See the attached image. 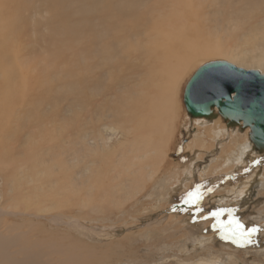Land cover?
I'll return each mask as SVG.
<instances>
[{"label":"rangeland","instance_id":"rangeland-1","mask_svg":"<svg viewBox=\"0 0 264 264\" xmlns=\"http://www.w3.org/2000/svg\"><path fill=\"white\" fill-rule=\"evenodd\" d=\"M15 1L21 4V9L14 7ZM153 2L177 4L173 9L177 11L176 16L172 19V25L182 30L177 41H188L190 54L194 55L176 88L173 87L176 91L172 92L171 103L175 99L172 104L178 115H175L170 143L164 142L162 163L157 155V164L153 165L154 153H148L146 159L136 157L144 153L145 144L153 147L157 137L141 133L134 137L131 132L123 137L119 133L110 144L105 140L104 124L120 126L117 118L107 117L108 113L112 108L124 106L130 98L135 103L134 89L141 84L140 79L148 76L136 63L120 67L112 62L111 69L101 68L94 84L60 86L74 80L63 78L54 82L47 80L41 89L33 84L27 87L21 79L28 74L24 68L25 75L15 78L21 82L17 83L14 93L6 95V99L13 100V105L6 110L0 106L3 109L0 140L8 148L7 152L0 153V241L10 239L9 246L0 249V253L15 262L23 264L26 258L16 252H21V248L31 251L33 246L32 250H40L37 252L42 255L40 260L48 264H264V156L256 152L249 139L250 131L242 125L191 118L184 102L186 85L203 64L233 61L245 67L242 63L245 59L249 66L246 68L258 69L252 63L258 54L264 53V0ZM138 4L143 16L161 14L153 11L147 0H138ZM88 5L100 6L98 2L86 4L85 0H14L7 10L0 9V34L15 28L13 34L18 36L22 29L25 36L19 42L8 39L12 43L9 48H23L20 58H24L20 61L32 65L36 76L43 71L44 59L55 58L58 46L76 44L78 39H84L86 44L100 42L101 28L93 24L101 21L96 14L86 11ZM53 13L69 18L64 25L83 27L92 34H75L73 39L70 33H64L68 30L62 31V23L56 24L58 30L52 32L51 26L56 23ZM168 30V26L161 28L163 40L176 42L174 36L165 35ZM228 53L238 57L231 60ZM158 57L167 59L170 53ZM2 79L1 74L0 83ZM168 120L169 116L156 120L153 125L150 122V129L159 130L162 124L160 128L155 125ZM132 122L121 126L119 131ZM88 130L90 133L85 134ZM105 144L109 149L103 150ZM129 149V155L123 156ZM144 164L152 166L144 170ZM12 170L16 174L11 177ZM141 172L152 174V180L144 175L139 183L137 179L141 175L136 177V174ZM120 173L131 175L118 176ZM125 188L127 191L134 188L132 196L126 192L131 196L126 201ZM138 188L142 194L133 199ZM241 191L248 193L241 196ZM189 192L200 197L196 204L185 203ZM220 209L225 210L219 217L221 223L234 218L246 229L255 227L257 231L250 237L245 233L243 237L225 239L228 233L215 227L217 219L209 215ZM12 226H16V231ZM42 248L47 252L42 253ZM65 249L73 251L65 252ZM67 253L77 259L79 253H82L80 259L84 255L88 258L84 262L75 259L78 262L73 263L74 257L68 258Z\"/></svg>","mask_w":264,"mask_h":264},{"label":"bare ground","instance_id":"bare-ground-1","mask_svg":"<svg viewBox=\"0 0 264 264\" xmlns=\"http://www.w3.org/2000/svg\"><path fill=\"white\" fill-rule=\"evenodd\" d=\"M13 1L14 0H0V9L2 7H4L5 10H7L9 7H11V3ZM85 1H86V4L98 2L100 5V6L88 5L86 7V11L88 13L93 12V14H96L101 21V23L93 24L94 27L99 26L101 28L100 29L101 35L99 38L100 42L86 44L84 39H78L76 44L66 45V46H58L56 48V50L58 49V53L54 54L55 58H50V60L44 59V64H43L42 69H43V71H45V73L41 70L40 71L38 70L39 73L35 76L34 71H32L34 69L33 66L27 65V63L24 61H20V59L24 58L23 56H22V58H20L22 55L21 51L23 50V48H20V46L14 47V48H9V47H11V44H12V43L10 44V41H9L10 39H16L17 42H19L23 38V36H25V34H22L21 28H20L18 36L13 34V32L15 31V28H12L10 32L4 31L0 34V40H1L0 45L3 47L2 51H0V72H1L0 75L2 74V76H3L2 82L0 83L1 84L0 85V106L2 105L4 107V110H6V108L9 105H11V104L13 105V103H12L13 100L6 99V95L10 96V93H14L13 91H14V89H16L17 83L19 84L21 82V80H20V82H17L16 79H18L19 75H20V77H21V75L22 76L25 75V72H24V74L22 73L24 71V68L27 70L28 74L25 75L27 77L21 78V79H24V83L26 82L27 87H28V85L33 84L34 86L39 87L41 89V87L46 83L47 80L50 82H54V81H60L63 78H74V80L69 82V83L62 84L60 86L81 87V85L94 84L97 81V78H98V75H99L101 68L107 67L108 69H111L113 67L112 62H116L117 65L120 67L125 66V65H130V63H136V64H138L137 65L138 69H140L142 71V73H144L148 76L140 79L139 81L141 82V84L138 83L137 88L134 89V96L136 99L135 103H131V98H130L124 106H122L120 108H112V110L108 113L107 117L117 118L116 122L120 126L112 125L109 123L104 124V128L106 131L105 140L107 141L106 142L107 144H110L112 142L111 140L114 139V137L117 138L119 133L122 134V136L121 135L120 136L123 137L124 135L126 136L127 134H130L131 132H134V134H135L134 137H139L140 133L142 135L147 134L150 138L157 137V140H156L155 144L153 145V147L148 148V147H146V144H145L144 153H142L141 155H137L136 157L137 158L142 157L143 159H146L148 157V153H154V154H156V160H155L153 165L157 164V155L160 156V160H161L160 162L162 163L164 160H163V153L161 151L164 147V142H166V141L169 142V139H171L170 137H171L172 132L174 130V119H176L175 115H178V113L175 114V110H177V109H174V106L172 104V103H174L175 99L171 103V100L173 99L172 92L176 91L174 88H176V86H177V82H178V79H180L181 73H184V71H185L184 69L189 64L188 62L191 59L192 60L194 59V55L190 54L192 52V50H191V47H189L187 45L188 41H180V42L177 41V38L182 35V30H180L179 27H175L177 25H174V26L172 25L174 22L172 19H174V17L176 16V12H177L176 10H173V9L177 4L176 3L165 4V3H159V2L156 3V2H153V0H147L148 2H150V6L153 8V11H161V14H155V15L148 17V16H143L142 12L140 11L138 0H85ZM13 4L15 5L14 7H16L18 10L21 9V4L19 2L15 1ZM51 8H52V5H50V9ZM53 15L56 19L55 20L56 23L51 26L52 27L51 30H52V32H56L58 30L56 24H58V23L63 24V22H68L69 18L66 15L60 14V13H53ZM82 20L86 21L84 18H82ZM110 20L113 22V24H112V22H110ZM34 21H36V20H34ZM166 26H168L169 30L165 33V35L166 36H168V35L174 36L176 38V42H168V41H166V39L163 40L164 34L161 33V28L163 29ZM65 30H68V32H64V33L66 35H67V33H70L73 36V39L75 38V34H78V35H81L83 33H88L89 35L92 34L90 31H88L87 29H85L83 27L75 29L74 27H70V25H64L63 24L62 31H65ZM135 30L138 31L139 33L136 34ZM42 37H44V36H42ZM94 37L97 38V34H95ZM123 43H125L124 46L120 47ZM224 49H222V51H225ZM229 49H232V47H229ZM161 50H162V52H161ZM165 52L170 53V57H168L167 59L158 57L159 55L162 56ZM228 55H230L232 57L231 60L238 57L237 55H234V54L228 53ZM48 57H50V56H48ZM211 62H213V61H211ZM228 62L232 63L234 65L236 64L237 66H240L241 68H244V69H248L246 67H249V66H247L248 62L245 59L242 60V63L244 65H246L245 67L241 66L237 63H234L233 61H231V62L228 61ZM252 65H255L254 67L258 68L257 69L258 71H260L261 73H264V53L258 54V56L255 58ZM52 77H53V79H52ZM48 90H51V88H48ZM25 93H26V91H25ZM10 107H13V106H10ZM7 109H10V108H7ZM2 110L3 109L0 108V114H1ZM13 110H14V107H13ZM213 111H214V115L211 116V118L210 117H208V118L198 117L197 119L198 120L199 119H203V120H209V119H215L216 120L217 119L216 120L217 122L219 120L227 122V120H225L223 118V116L220 114L219 108L214 107ZM124 114H126L127 117H124ZM187 114H188V111H187ZM167 116L170 117V120L165 121V122H161V123H157L155 125L156 128L157 127L160 128V125L162 124V127L159 130L158 129H154V130L150 129V122L153 125V122H155L156 120H158L160 118L165 119V117H167ZM129 122H132V123L129 126H127L125 129H123L122 131H119L121 126L123 127L124 125H126ZM131 125H133V126H131ZM211 125H215V124H211ZM239 125H242V123L240 122ZM209 126H208V128H209ZM245 129L250 131L249 127L245 128ZM88 133H90V130L85 132V134H88ZM241 133H242V131H241ZM223 134H224V131H223ZM48 137L50 138L51 136H49V134H48ZM245 137H247V135ZM50 140H51V138H50ZM149 140L150 139H148L147 141H149ZM236 141H234V142H236ZM171 142H172V140H171ZM5 144H6L5 142H2V140H0V147H1V145L3 146L0 148V153L7 152L8 148H7V145H5ZM107 144H105L106 148L103 147V150L109 149V146ZM234 144H233V146H235ZM142 145H143V143H142ZM202 145H204V144H202ZM195 146H196V144H195ZM240 146H241V144H240ZM240 146H239V148H240ZM250 148H251V146H250ZM234 149L236 150V147ZM208 150H210V149H208ZM130 152H131L130 149L127 150L125 152V154H123V156L124 155L128 156ZM224 152H227V151L224 150ZM228 152H229V150H228ZM242 155H244V154H242ZM225 158H226V156H225ZM233 159H235V157H233ZM238 159H239V157H238ZM17 161L20 162V160H18V159H17ZM26 162L29 163L30 161L27 159ZM243 163H241V164L243 165ZM20 164L22 165L21 162H20ZM21 165H20V167H21ZM150 165L152 166V164H150ZM150 165L144 164L143 169H144V167L149 168ZM120 171L121 170H119L118 173ZM156 172H158V171H156ZM12 173L13 174L10 175L11 177L16 174L15 170L14 171L12 170ZM6 174H8V173H6ZM130 175L131 174L120 173L118 176H130ZM136 175H135L136 177H139L141 175V177H139L138 179L135 178V179L139 180V183L141 181H143L144 175L147 176V179L152 180L151 179L152 174L146 175L144 173V175H143V173L141 172V173H137ZM7 179H9V178H7ZM251 180H253V179H251ZM16 184L18 185V183H16ZM130 184L131 183H129V185L126 186V188H128L130 186ZM132 184H133V182H132ZM134 184L136 185L137 183H134ZM135 185H132V186L134 187ZM248 186L246 185V187H248ZM126 188H125L124 193H123L125 195V201L128 200L132 196L131 193L134 190V188L133 189L129 188V190L127 191ZM14 189L20 190V188H14ZM126 192L130 193L131 196L126 194ZM244 192L245 191H241L240 195L244 196L246 193H248V192H245V193ZM139 193H141L140 188H138L137 191L134 192L133 199L136 196H138ZM18 195L19 194L17 193V197H18ZM243 199H244V197H243ZM92 200L89 202H92ZM55 202H56V200H55ZM19 205H21V202L19 203ZM26 205L32 206L34 204L26 203ZM59 205H63V203H60ZM85 205H87V204H85ZM59 207H61V206H59ZM103 208L106 209V207H103ZM102 209H100V210L102 211ZM5 214H6V212H5ZM52 220H55V219H52ZM68 221H69V219H68ZM71 221H73V220H71ZM0 222H1V220H0ZM56 225H58V224H56ZM77 226H78V224H77ZM12 227L15 229L16 226L15 227L12 226ZM12 227L10 229L13 230ZM33 228L36 229V227H33ZM72 228H74V227H72ZM77 229H79V228H77ZM15 231H16V229H15ZM94 232H96V231H94ZM15 233L16 232H14V234ZM42 233L43 232H41V234ZM16 234H18V233H16ZM81 234H82V232H81ZM63 236H65V235H63ZM55 237L52 236V239ZM41 239H42V237H41ZM56 239H57V237H56ZM3 241H0V249L4 248L6 246H9V244H10L9 237H7V239L4 242ZM59 241L60 240H58V242ZM20 242H22V241H20ZM43 243H46V242H43ZM22 244H23V242L21 243V247L24 246ZM31 244L33 245L34 243H31ZM13 245H14V243H13ZM26 245L27 244H25V247H26ZM36 246H40V245H35L34 247H36ZM59 246H56V247L58 248ZM65 246H67V245H65ZM32 247H31V251L25 250L26 248L25 249L21 248V252H19V251L16 252L17 254L18 253L22 254L26 258L25 261L23 259L24 262L22 261V263L23 264H45L46 261L43 260L44 261L43 262L42 260H40V257L42 256L41 253H37L40 250L37 249V252H36V251H34L36 249L33 248L34 250H32ZM41 247H42V245H41ZM64 247H62V249ZM27 248H28V245H27ZM76 248H79V247H76ZM62 249H60V250H62ZM65 250H64L65 252L73 251V250L67 251V249H65ZM43 251L47 252V251L43 250V248H42V253H43ZM64 251L63 252L61 251L60 253L61 254L63 253L62 255H65ZM56 252H58V250ZM76 252L77 251H75V253ZM48 254H49V252H48ZM70 254H72V253H70ZM70 254H68L69 255L68 258H70V256H71V259H72L75 255L73 256ZM81 254L79 253L77 255H79V257H80ZM84 254H85V252H84ZM88 254H91V253H88ZM77 255H76V257H78ZM83 255H82V257H83ZM86 256L84 255L83 259H80L78 257V259H80L84 262V260H86L85 259ZM60 258H61V256H60ZM86 258H88V257H86ZM75 259H77V258L74 257L73 261L72 260H70V261H72L74 263L75 261L78 260V259L77 260H75ZM0 262L2 264H19V263L15 262L12 259V257L6 255L3 252L0 253ZM93 263H95V262H93ZM66 264H70V263L68 262Z\"/></svg>","mask_w":264,"mask_h":264},{"label":"water","instance_id":"water-1","mask_svg":"<svg viewBox=\"0 0 264 264\" xmlns=\"http://www.w3.org/2000/svg\"><path fill=\"white\" fill-rule=\"evenodd\" d=\"M184 102L191 118H208L214 107L230 125L250 128V141L264 156V74L226 61L201 66L188 81Z\"/></svg>","mask_w":264,"mask_h":264},{"label":"snow or ice","instance_id":"snow-or-ice-1","mask_svg":"<svg viewBox=\"0 0 264 264\" xmlns=\"http://www.w3.org/2000/svg\"><path fill=\"white\" fill-rule=\"evenodd\" d=\"M187 196L188 199L185 201V203L196 204L197 201L200 199V197L194 192H189ZM224 211L225 210L223 209L216 210L210 212L209 215L217 219V222L214 225L215 227H218L228 233V235L225 236V239H231L236 236L243 237L245 233H247L248 237H250L252 233L257 231L255 227L246 229L240 221L235 220L234 218L230 219L226 224L221 223L219 217L223 214ZM248 242H251L250 239L248 240Z\"/></svg>","mask_w":264,"mask_h":264}]
</instances>
